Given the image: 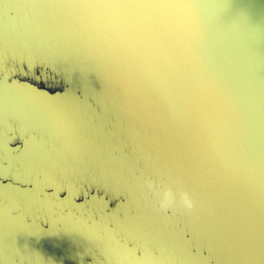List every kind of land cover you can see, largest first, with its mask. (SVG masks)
Returning a JSON list of instances; mask_svg holds the SVG:
<instances>
[{"label":"water","instance_id":"95a60500","mask_svg":"<svg viewBox=\"0 0 264 264\" xmlns=\"http://www.w3.org/2000/svg\"><path fill=\"white\" fill-rule=\"evenodd\" d=\"M0 264H264V0H0Z\"/></svg>","mask_w":264,"mask_h":264}]
</instances>
